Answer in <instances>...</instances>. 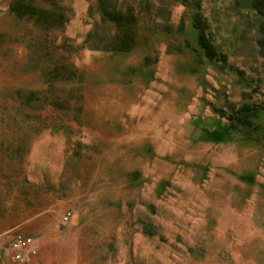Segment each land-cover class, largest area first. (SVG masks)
Returning <instances> with one entry per match:
<instances>
[{
	"label": "rangeland",
	"instance_id": "obj_1",
	"mask_svg": "<svg viewBox=\"0 0 264 264\" xmlns=\"http://www.w3.org/2000/svg\"><path fill=\"white\" fill-rule=\"evenodd\" d=\"M9 1L0 0V142L24 151L0 153V195L13 188L11 203L2 202L0 246L16 235L31 240L22 261L0 264H264V110L248 137L215 112L264 106V59L246 10L202 1L237 75L193 54L181 0H117L137 13L140 42L116 55L63 49L88 32L112 33L96 0H60L68 20L48 32L16 21ZM63 58L82 72L80 86L44 82ZM12 91L46 99L22 106Z\"/></svg>",
	"mask_w": 264,
	"mask_h": 264
},
{
	"label": "trees",
	"instance_id": "obj_2",
	"mask_svg": "<svg viewBox=\"0 0 264 264\" xmlns=\"http://www.w3.org/2000/svg\"><path fill=\"white\" fill-rule=\"evenodd\" d=\"M202 1L181 0L182 5L190 12L191 26L195 34V46L190 48L191 51L196 57L200 60L203 59L209 65L218 66L219 69L228 68L229 71L242 75L241 71L235 70L228 64L226 53L220 49L219 44H216L215 36L210 31V25L201 13ZM235 1L241 8L246 10L244 13L245 17H249L255 23L257 49L260 57L264 59V0ZM42 3L43 5L39 3V0H10L7 12L16 21H30L43 32L62 29L68 20V16L64 7L60 4V0H42ZM94 8L99 16L100 24L109 28L112 33H108V37L99 35V37L95 38L92 32H88L81 45L75 47L65 46L63 49L69 52L72 49L77 51V49L87 46L88 49L103 51L111 55L126 54L133 51L140 42V34L138 31L139 17L137 13L133 12L132 7L122 10L118 7L117 0H96ZM144 10L147 16L154 14L150 8L146 7ZM253 22H251L250 26L254 25ZM179 31L177 34L181 35L183 31L182 25L179 26ZM163 34L167 36L169 31H163ZM185 47L189 48V45L186 43ZM43 78L44 82L51 88L55 84L80 86L84 81L82 72L71 64L66 63L64 58L44 71ZM12 92L14 96L10 94V97H16L22 106H28L37 100L40 102L42 99H46L41 91H30L26 92V94L21 91ZM36 95L40 96L36 97ZM74 98L78 99L79 96L75 95ZM57 100L53 101V105L60 110H65L67 108V106H63L65 101ZM226 108L228 109L227 111L216 109L215 112L227 122L229 128L246 133V137L260 130V126L255 119L264 110L263 105L245 103L238 107L229 105ZM3 109L7 115L3 124L9 126L12 115L7 105H4ZM23 149L20 145L10 147L3 141L0 142V153L7 159L22 157ZM2 164L0 158V178H6L1 171ZM1 186L3 185L0 183V188ZM12 198L13 188L5 186L0 195V213L4 210L2 202L11 203ZM9 245L5 248H8Z\"/></svg>",
	"mask_w": 264,
	"mask_h": 264
},
{
	"label": "built area",
	"instance_id": "obj_3",
	"mask_svg": "<svg viewBox=\"0 0 264 264\" xmlns=\"http://www.w3.org/2000/svg\"><path fill=\"white\" fill-rule=\"evenodd\" d=\"M66 217L64 218V220ZM29 237H24L22 235H16L13 240L11 241L8 248H3L0 246V262L4 261H13L15 259H20V261L23 260L27 256V252L29 250L28 247L26 250H24V247L27 246L28 243H30ZM29 257V255H28Z\"/></svg>",
	"mask_w": 264,
	"mask_h": 264
}]
</instances>
